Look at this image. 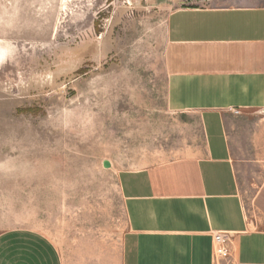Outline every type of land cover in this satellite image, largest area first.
I'll use <instances>...</instances> for the list:
<instances>
[{"label":"rangeland","instance_id":"rangeland-1","mask_svg":"<svg viewBox=\"0 0 264 264\" xmlns=\"http://www.w3.org/2000/svg\"><path fill=\"white\" fill-rule=\"evenodd\" d=\"M171 7L0 0V233H41L61 264H120L119 171L203 145L196 116L166 109Z\"/></svg>","mask_w":264,"mask_h":264},{"label":"crops","instance_id":"crops-1","mask_svg":"<svg viewBox=\"0 0 264 264\" xmlns=\"http://www.w3.org/2000/svg\"><path fill=\"white\" fill-rule=\"evenodd\" d=\"M166 109L197 117L194 153L122 169L120 264H264V0H168ZM260 181L248 193L243 179ZM0 264H61L41 233H0Z\"/></svg>","mask_w":264,"mask_h":264},{"label":"built area","instance_id":"built-area-1","mask_svg":"<svg viewBox=\"0 0 264 264\" xmlns=\"http://www.w3.org/2000/svg\"><path fill=\"white\" fill-rule=\"evenodd\" d=\"M264 113V109L262 110ZM213 239V260L216 264L230 256V233L226 231H215L212 235Z\"/></svg>","mask_w":264,"mask_h":264}]
</instances>
